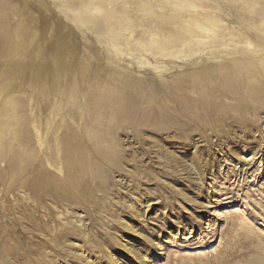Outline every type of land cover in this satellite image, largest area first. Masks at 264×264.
Segmentation results:
<instances>
[{"label": "rangeland", "instance_id": "rangeland-1", "mask_svg": "<svg viewBox=\"0 0 264 264\" xmlns=\"http://www.w3.org/2000/svg\"><path fill=\"white\" fill-rule=\"evenodd\" d=\"M260 61L264 0H0V264H264V99L153 101Z\"/></svg>", "mask_w": 264, "mask_h": 264}, {"label": "bare ground", "instance_id": "bare-ground-1", "mask_svg": "<svg viewBox=\"0 0 264 264\" xmlns=\"http://www.w3.org/2000/svg\"><path fill=\"white\" fill-rule=\"evenodd\" d=\"M255 62H258V61H254V62L252 61V64H254ZM260 62H261V64H258V66H256V65H254V66H252V65L251 66L246 65V67H247L248 70H247L246 74H244V75H247L248 77H252V78L254 77L255 78L254 82L253 81L250 82V81L245 80V76L242 77L241 76L242 73L240 74L239 73L240 71H239L238 72L239 74H236V75H233V76L230 75V78L232 79V81H230L229 85H228V82H226L227 78L225 79V82L226 83L224 81H221L220 80L221 81L220 82L221 85L220 86H217L219 88H214L213 87V88H210L212 90H208V91H207V89L206 90H203V88L202 89H199V90H197L198 91V95L197 96H194V98L188 96V94H186L185 92H183V89L182 88H178V87L172 86L173 88L170 87V88H167V90H163L161 88L158 89L157 94L156 93L154 94V100L153 101H155V102H157V101H163V99L165 98L166 95H170L171 98H173L174 100L181 101L182 103H184V107L183 108H180V111L183 110V112H192V111H194L198 107H203L204 110H209L211 112L212 111V104L213 103L216 104L218 102H219L220 105L218 104L217 106L215 105V107H214V109H215L216 112H219L220 109L225 104H228V105H231L233 107H236L237 109H239V111H241V112L243 111L244 114H245V112L247 113V112H250V111H253V110L255 111V107L257 106L258 102L260 100L262 101L264 99V87H263L264 86V64H263L264 61L263 62L260 61ZM237 66H238V64H237ZM238 68H239V66H238ZM239 70H240V68H239ZM243 70H242V72H243ZM229 71H230V69H229ZM224 91H225V95H227L229 93H231L233 95V97L237 101L236 105H233L231 103H228V102L220 99V96L223 95V94H221V92L224 93ZM245 97H246V99H245ZM108 99H110V98H108ZM116 104H118V103H116ZM114 105H115V102H114ZM118 105L121 108V105L122 104L121 105L118 104ZM135 106H136V104H135ZM137 106H139V105H137ZM165 108H163L164 109V112H166ZM146 112H147V116L146 117H148V120L151 123H155L157 120L160 119V117H159V115L157 113L156 107H152V109H149ZM244 114H243L242 118L245 119L246 117H245ZM163 118L165 119V118H170V117H169V115H164ZM160 120H162V119H160ZM98 132H100V131H98ZM87 136H88L87 134H83L82 136H80V135H77V133H75V136L72 137V142H73L74 145H76L74 147L75 149L74 150L72 149L73 152H72L71 157H72L73 161H77L78 158H79V155L87 158V153H88L89 149L92 148V145H94V144H96V145L97 144H100V142H101V136H103V133L101 132L99 135L97 133L89 134V136H90L89 138H87ZM109 144L112 145L111 142H109ZM102 148H103V146H102ZM99 151L101 153V150H99ZM103 152L105 153L104 156H103L104 158L108 157V155H111L110 152L109 153H106V151H103ZM98 154H99V152H98ZM250 158H252V157H250ZM250 158H248L247 160H249ZM69 167H70V165H69ZM78 169H80V168H78ZM72 170H73V168H72ZM74 175H75V173H74ZM71 176H72V174H71ZM96 178H97V176H96ZM80 180L82 181V183L80 182L81 185L89 181L84 175L80 176ZM87 185H89V183H87ZM83 187H84V185H83ZM89 191H91V190H88L87 189L85 191V190H83L81 188V189L78 190V193L81 194V195H85ZM70 194H71V192H70ZM87 195L88 194H86V196Z\"/></svg>", "mask_w": 264, "mask_h": 264}]
</instances>
